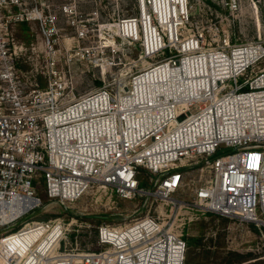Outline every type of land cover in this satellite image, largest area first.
<instances>
[{"label": "built area", "instance_id": "2783aa9c", "mask_svg": "<svg viewBox=\"0 0 264 264\" xmlns=\"http://www.w3.org/2000/svg\"><path fill=\"white\" fill-rule=\"evenodd\" d=\"M46 1L0 0L8 22L39 23L50 76L44 89L27 86L14 70V38L0 37V223L34 216L43 204L39 183L62 206L93 188L143 201L126 222L98 228L95 251L67 247L63 218L28 221L1 239L41 229L16 264L31 254L28 264H185L187 240L170 223L175 208L237 218L264 233V69L248 76L264 43L231 45L227 36L208 46L206 32L189 33V0H136V15L101 26L138 46L146 65L76 95L73 71L60 61L104 52L111 34L81 47L80 40L95 43L94 26L90 33L79 18L77 0L61 6L72 17L71 37ZM226 4L239 8L238 0ZM182 189L190 199L175 196ZM149 200L158 201L156 213ZM47 240L45 254L31 252Z\"/></svg>", "mask_w": 264, "mask_h": 264}, {"label": "rangeland", "instance_id": "374dc122", "mask_svg": "<svg viewBox=\"0 0 264 264\" xmlns=\"http://www.w3.org/2000/svg\"><path fill=\"white\" fill-rule=\"evenodd\" d=\"M74 0H47L44 3L46 12L58 15V23L68 37L73 35L69 22L71 15L62 12V5ZM191 5V23L189 33L203 30L207 34L208 46H216L227 36L231 45L261 41L264 43V0H238L239 8L231 11L227 0H189ZM80 9V19L89 27L94 26L95 45L84 39L80 40L81 47H92L107 41L110 32L111 45L103 52L97 49L93 57L83 60L73 59L68 62L63 58L61 65H70L76 79L74 93L79 95L90 89L101 87L111 81L116 74H127V78L139 71L144 60L139 59L138 46L123 43L116 37L115 27L109 31L101 26L106 22L114 25L119 19L136 15L139 10L136 0H77ZM16 13L21 8L15 7ZM7 10L0 15V23L8 22ZM8 30L1 29L0 37L14 38L13 49L14 70L27 86H37L44 89L48 86V60L45 56L43 34L36 20H14L8 22ZM65 37V36H64ZM117 38L114 40V38ZM98 48V46L96 47ZM66 48L63 54L66 56ZM71 52V51H70ZM73 52V51H72ZM151 60H148L149 62ZM146 62V61H145ZM153 62V61H151ZM150 62V63H151ZM134 64H139L134 66ZM62 67V66H60ZM264 69V58L248 70V76L260 74ZM38 194L43 200L31 218H21L14 226L0 223V264H16L30 249L33 236L25 232L4 238L8 233L23 227L26 222L38 220L48 221L63 218L68 226L66 245L68 248L95 251L98 245V228L105 223L119 224L126 222L127 215L134 212L142 203V198L133 200L123 199L112 188H93L78 200L62 206L58 202L50 201L43 183L38 184ZM175 196L190 199L189 190L182 189ZM160 202V201H159ZM151 213H156L158 201L150 207ZM191 212L194 219L189 220ZM198 211L175 208L170 223L175 221L177 231L184 234L188 249L185 264H264V233L250 222H242L237 218H230L218 214H205L197 217ZM167 213H170L168 210ZM29 231V230H28ZM53 236H51L52 239ZM50 240H47V244ZM47 244L40 243L36 248L45 254ZM11 257L16 258L11 260ZM32 258L28 257V261ZM28 261H25L27 264Z\"/></svg>", "mask_w": 264, "mask_h": 264}, {"label": "bare ground", "instance_id": "6f19581e", "mask_svg": "<svg viewBox=\"0 0 264 264\" xmlns=\"http://www.w3.org/2000/svg\"><path fill=\"white\" fill-rule=\"evenodd\" d=\"M195 46V45H194ZM17 211H19V209L17 210ZM15 211H13V213H14ZM16 213V212H15ZM7 215L8 214H5L4 215V218H7ZM40 231H41V229L40 230H37V231H34V229H31V230H29V231H26V234L27 233H29V234H31L32 236H33V241H34V239L35 238H37L38 236H39V234H40ZM50 243V242H49ZM49 246H48V244L46 245V248H45V252L47 251V248H48ZM37 249V248H36ZM36 249L35 250H32L31 252H37L36 251ZM40 251H38V253H39ZM31 256V255H30ZM29 257V256H28ZM28 257L25 259V261H28L27 259H28ZM29 262V261H28ZM28 262H27V264H28ZM24 264H25V262H24Z\"/></svg>", "mask_w": 264, "mask_h": 264}, {"label": "water", "instance_id": "95a60500", "mask_svg": "<svg viewBox=\"0 0 264 264\" xmlns=\"http://www.w3.org/2000/svg\"><path fill=\"white\" fill-rule=\"evenodd\" d=\"M229 150H234V148H229Z\"/></svg>", "mask_w": 264, "mask_h": 264}]
</instances>
